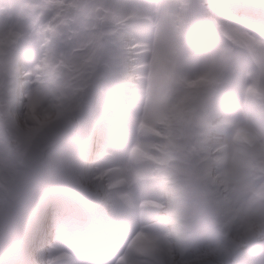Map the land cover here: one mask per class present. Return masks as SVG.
<instances>
[{
    "label": "clouds",
    "instance_id": "obj_1",
    "mask_svg": "<svg viewBox=\"0 0 264 264\" xmlns=\"http://www.w3.org/2000/svg\"><path fill=\"white\" fill-rule=\"evenodd\" d=\"M0 264H264V0H0Z\"/></svg>",
    "mask_w": 264,
    "mask_h": 264
}]
</instances>
